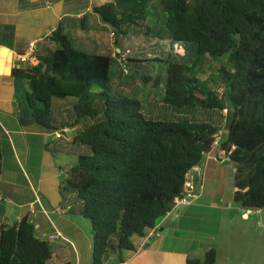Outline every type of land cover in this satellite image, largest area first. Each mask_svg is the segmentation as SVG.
Returning a JSON list of instances; mask_svg holds the SVG:
<instances>
[{"label": "trees", "instance_id": "trees-1", "mask_svg": "<svg viewBox=\"0 0 264 264\" xmlns=\"http://www.w3.org/2000/svg\"><path fill=\"white\" fill-rule=\"evenodd\" d=\"M93 11L116 34L122 76L133 64L161 61L166 74L155 84L164 87L165 105L199 107L214 116L228 109L224 142L211 117L148 118L139 99L109 94L113 50H84L81 39L61 27L47 38L55 45L49 56L13 70L28 85L27 105L36 123L55 132L78 127L73 141L87 152L69 170L64 189L77 194L81 215L91 223L94 264L135 250L133 237L156 229L184 192L187 175L216 148L217 135L218 148L231 152L235 166L234 201L264 209V0H110ZM137 40L145 45L137 47ZM167 42L197 59H178ZM207 57L216 79L196 72ZM131 74L129 69L126 76ZM54 99L74 100L69 116L55 123ZM52 255L49 240L37 236L27 216L7 223L0 212V264H49ZM217 257L213 249L189 264H216Z\"/></svg>", "mask_w": 264, "mask_h": 264}, {"label": "crops", "instance_id": "crops-1", "mask_svg": "<svg viewBox=\"0 0 264 264\" xmlns=\"http://www.w3.org/2000/svg\"><path fill=\"white\" fill-rule=\"evenodd\" d=\"M108 1L0 0V212L7 223L27 216L37 236L49 240L52 264H94L93 235L83 221L82 202L75 192L64 189L69 170L87 150L73 141L78 127L57 138L58 131L33 120L25 95L19 96V89L25 86L27 93L28 85L15 78L13 70L27 69L49 56L55 45L47 38L59 27L64 34L80 38L84 50H113L117 57L121 49L115 46L113 30L93 11ZM33 41L37 61L30 65L21 56L28 54ZM68 102L62 106L64 115L74 100ZM162 110L153 105L157 114ZM209 117L221 126L223 136L227 116L209 113ZM221 152H210L201 162L202 170L193 173L202 183H195V197L189 203L174 206L152 233L134 236L135 250L118 252L103 264H189V260L203 261L213 249L218 251L216 264H246L244 246L231 250L229 242L223 247L222 240L230 232V222L240 215L249 221L260 210L232 207L235 166L221 158ZM61 155H74L75 160L61 162ZM59 209L66 213L60 214Z\"/></svg>", "mask_w": 264, "mask_h": 264}, {"label": "rangeland", "instance_id": "rangeland-1", "mask_svg": "<svg viewBox=\"0 0 264 264\" xmlns=\"http://www.w3.org/2000/svg\"><path fill=\"white\" fill-rule=\"evenodd\" d=\"M128 31L130 33H136L138 30L135 27H129ZM137 47L144 46L145 43L137 40L135 42ZM147 44H151L147 41ZM167 49L171 50L175 57L178 59H192L196 60V56L189 55L182 46L178 43L171 44L167 42ZM152 46V45H151ZM110 49L113 48V43L109 44ZM159 50V49H157ZM150 52V51H149ZM124 56H121L123 59ZM139 58V57H138ZM141 58V57H140ZM151 56H147L142 59H150ZM208 58V57H207ZM201 58L203 63L198 65L196 72L199 76L205 79H216L217 70L215 64L208 58ZM116 62L113 65L111 78H112V91L110 95H123L133 99H139L143 103V113L148 118L167 120V121H177L184 117L206 119L209 117L208 114L204 113L201 109L198 108H178L167 106L162 101V96L164 92L163 85L156 87V78L157 76H165L166 74V63L161 61H145L142 65L139 63L133 64L129 69L131 70V75L122 76V63L119 59L115 60ZM217 61V60H216ZM225 61V58H221L217 61L216 66H220L219 63ZM128 69V70H129ZM143 77H150L151 79L146 82L143 80ZM212 86L211 83L208 84ZM220 86V85H219ZM25 86L19 89V96L25 95L24 103H27V97L25 92ZM69 100H60L54 99L53 103V117L52 122L55 123L56 119H64L69 116L70 112L67 111L66 115L62 113V106L68 104ZM99 101H103L100 99ZM153 105L162 106L163 110L159 114L157 111H153ZM72 106H70L71 109ZM198 110L197 115L195 112ZM201 111V112H199ZM215 112V111H214ZM210 118V117H209ZM90 122V121H89ZM74 135V133H73ZM223 142L228 139V129L226 128L223 136L221 137ZM61 141H66L62 139ZM75 147V145H71ZM70 146V147H71ZM61 162L72 163L75 160L74 155H61ZM78 203V202H77ZM80 205V202L78 203ZM255 214L251 216V220L244 221L239 216L234 222H230L228 225L230 227V232L227 235V238H223L222 245L225 247V243L229 242L231 250H234L235 247L239 249L240 245H243V254L246 257V264H264V209L259 212H254ZM241 214V213H240ZM230 218V217H229ZM83 221L88 223L91 227V223L88 219L83 218ZM227 224V222H226ZM244 231V232H242ZM225 250H228L225 248ZM49 264H52L49 262Z\"/></svg>", "mask_w": 264, "mask_h": 264}, {"label": "built area", "instance_id": "built-area-1", "mask_svg": "<svg viewBox=\"0 0 264 264\" xmlns=\"http://www.w3.org/2000/svg\"><path fill=\"white\" fill-rule=\"evenodd\" d=\"M111 36L113 39H116V34L115 32H112L111 33ZM35 48H36V43L33 41L31 42L30 46H29V52L28 54L26 55H22L21 56V61L22 62H27L29 63L30 65H32L35 61H37L36 57H35ZM117 59H119L121 61V63H124V60L121 58V57H117ZM33 66V65H32ZM31 67V66H30ZM128 69L125 70V73H128ZM225 115L228 114V109H225L224 112H223ZM71 131V128L70 127H67V128H64V129H61L59 130L57 133H56V137L57 138H62L64 137V135L66 133H69ZM219 140H220V136L217 135L216 136V141H215V146L216 148H214L211 152L214 153V150H222L221 148H218L219 146ZM210 153V152H209ZM208 153V154H209ZM223 157V159L225 160H230V154L231 152H226L225 150H223V152H221ZM207 154V155H208ZM216 154V153H214ZM217 155V154H216ZM202 170V167H201V163L194 166L192 171L187 175V180H186V184H185V188H184V192L182 193L181 196L177 197L175 199V206L178 205V204H185V203H189L190 200L192 198L195 197V183L197 182L199 185H201L202 183V180L200 178L196 179L194 176H193V173L194 172H200ZM60 214H65L66 211L63 210V209H59L58 211ZM154 230L151 231V233L153 232ZM120 264H125V263H120Z\"/></svg>", "mask_w": 264, "mask_h": 264}, {"label": "water", "instance_id": "water-1", "mask_svg": "<svg viewBox=\"0 0 264 264\" xmlns=\"http://www.w3.org/2000/svg\"><path fill=\"white\" fill-rule=\"evenodd\" d=\"M232 207H233V208H238L239 210L244 208V206H243V205H241V204H238V203H235V204H233V206H232ZM231 212L233 213V211H232V210H231Z\"/></svg>", "mask_w": 264, "mask_h": 264}]
</instances>
